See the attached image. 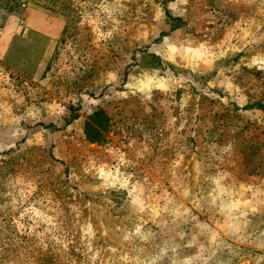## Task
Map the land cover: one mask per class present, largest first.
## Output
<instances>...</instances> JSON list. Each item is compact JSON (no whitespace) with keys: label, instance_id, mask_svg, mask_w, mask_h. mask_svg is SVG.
I'll return each instance as SVG.
<instances>
[{"label":"rangeland","instance_id":"374dc122","mask_svg":"<svg viewBox=\"0 0 264 264\" xmlns=\"http://www.w3.org/2000/svg\"><path fill=\"white\" fill-rule=\"evenodd\" d=\"M0 264H264V0H0Z\"/></svg>","mask_w":264,"mask_h":264}]
</instances>
